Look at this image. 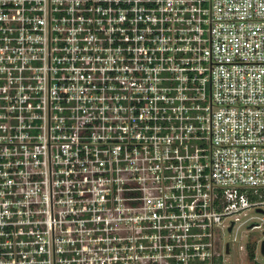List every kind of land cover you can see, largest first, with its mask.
Instances as JSON below:
<instances>
[{
  "label": "built area",
  "instance_id": "obj_1",
  "mask_svg": "<svg viewBox=\"0 0 264 264\" xmlns=\"http://www.w3.org/2000/svg\"><path fill=\"white\" fill-rule=\"evenodd\" d=\"M241 225L264 0H0V264H224Z\"/></svg>",
  "mask_w": 264,
  "mask_h": 264
},
{
  "label": "rangeland",
  "instance_id": "obj_2",
  "mask_svg": "<svg viewBox=\"0 0 264 264\" xmlns=\"http://www.w3.org/2000/svg\"><path fill=\"white\" fill-rule=\"evenodd\" d=\"M250 215H256L255 211H250ZM239 224V223H238ZM221 243L227 246L229 245V253L225 255L224 264H253L248 259V253L240 249V245L253 243H260L264 240L263 229H252L249 225H241L237 231L234 229L232 232L228 231V226L220 230ZM253 241V242H252ZM227 249V247H226ZM257 262L264 264V257L262 254H257Z\"/></svg>",
  "mask_w": 264,
  "mask_h": 264
},
{
  "label": "trees",
  "instance_id": "obj_3",
  "mask_svg": "<svg viewBox=\"0 0 264 264\" xmlns=\"http://www.w3.org/2000/svg\"><path fill=\"white\" fill-rule=\"evenodd\" d=\"M256 251H257V244H248L247 246V253H248V259L253 262V264H260L255 261L256 257Z\"/></svg>",
  "mask_w": 264,
  "mask_h": 264
},
{
  "label": "water",
  "instance_id": "obj_4",
  "mask_svg": "<svg viewBox=\"0 0 264 264\" xmlns=\"http://www.w3.org/2000/svg\"><path fill=\"white\" fill-rule=\"evenodd\" d=\"M258 212H262V210H258ZM229 231L230 232L232 231V227H230ZM261 251H262V254L264 255V241L262 242V245H261ZM227 253H229V245H227Z\"/></svg>",
  "mask_w": 264,
  "mask_h": 264
},
{
  "label": "flooded vegetation",
  "instance_id": "obj_5",
  "mask_svg": "<svg viewBox=\"0 0 264 264\" xmlns=\"http://www.w3.org/2000/svg\"><path fill=\"white\" fill-rule=\"evenodd\" d=\"M227 247V246H226ZM260 254H262V251H260ZM263 255V254H262ZM264 256V255H263Z\"/></svg>",
  "mask_w": 264,
  "mask_h": 264
}]
</instances>
